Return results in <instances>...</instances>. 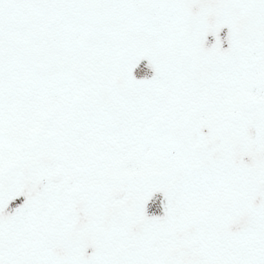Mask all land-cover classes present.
<instances>
[{
	"label": "snow or ice",
	"instance_id": "snow-or-ice-1",
	"mask_svg": "<svg viewBox=\"0 0 264 264\" xmlns=\"http://www.w3.org/2000/svg\"><path fill=\"white\" fill-rule=\"evenodd\" d=\"M0 264H264V0H0Z\"/></svg>",
	"mask_w": 264,
	"mask_h": 264
},
{
	"label": "flooded vegetation",
	"instance_id": "flooded-vegetation-1",
	"mask_svg": "<svg viewBox=\"0 0 264 264\" xmlns=\"http://www.w3.org/2000/svg\"><path fill=\"white\" fill-rule=\"evenodd\" d=\"M226 31V33H227V29L225 28V29H223L222 31ZM226 33L224 34L223 32H221L220 33V35H221V38L223 39L225 36H226ZM209 40H211V37H209ZM224 47H227V44L226 43H224V45H223ZM13 207L12 206H9V209H8V211H10L11 209H12Z\"/></svg>",
	"mask_w": 264,
	"mask_h": 264
},
{
	"label": "rangeland",
	"instance_id": "rangeland-1",
	"mask_svg": "<svg viewBox=\"0 0 264 264\" xmlns=\"http://www.w3.org/2000/svg\"><path fill=\"white\" fill-rule=\"evenodd\" d=\"M23 200V197H21L20 199H18V200H16V201H18V204L21 202ZM12 210V209H11ZM10 210V211H11Z\"/></svg>",
	"mask_w": 264,
	"mask_h": 264
},
{
	"label": "water",
	"instance_id": "water-1",
	"mask_svg": "<svg viewBox=\"0 0 264 264\" xmlns=\"http://www.w3.org/2000/svg\"><path fill=\"white\" fill-rule=\"evenodd\" d=\"M221 32H223L224 34L226 33V31L224 30V31H221Z\"/></svg>",
	"mask_w": 264,
	"mask_h": 264
}]
</instances>
